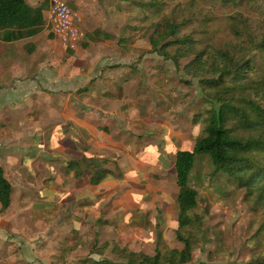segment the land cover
<instances>
[{
    "label": "rangeland",
    "instance_id": "obj_1",
    "mask_svg": "<svg viewBox=\"0 0 264 264\" xmlns=\"http://www.w3.org/2000/svg\"><path fill=\"white\" fill-rule=\"evenodd\" d=\"M148 3L111 0L105 25L110 47L93 54L100 61L74 64L93 68L90 82L103 77L110 87L108 99L95 106L114 120L99 131L104 149L97 155L112 169L105 185L77 182L66 170L67 161L91 149L77 122L66 113L71 123L61 117L65 109L70 113L78 107L65 108L54 96L53 116L39 98L35 105H23L22 120L1 125L0 164L14 192L8 210L1 212L0 205V264L127 263L128 252L154 255L184 247L176 234V152L192 149L204 133L210 102L199 78L185 69L195 54L176 63L153 51V24L179 23L178 36L193 38L198 51L229 49L236 56H254L257 67L264 68V55L254 51L264 34V0ZM82 30L85 38L105 43ZM174 47L169 46L172 53ZM42 88L48 96L53 92ZM190 184L198 191L196 212L203 226L182 230L193 238L192 260L186 264L264 260V202L257 187L248 192L208 153L197 155Z\"/></svg>",
    "mask_w": 264,
    "mask_h": 264
},
{
    "label": "trees",
    "instance_id": "obj_2",
    "mask_svg": "<svg viewBox=\"0 0 264 264\" xmlns=\"http://www.w3.org/2000/svg\"><path fill=\"white\" fill-rule=\"evenodd\" d=\"M169 0H149V6L160 7ZM237 2V0H222ZM47 24L44 7H32L26 0H0V31L6 40L34 36ZM180 24L165 20L153 24L150 37L153 51L179 63L181 57L195 54L185 66L188 73L198 77L210 102L204 133L192 149L176 152L177 208L176 234L184 247L166 249L154 255L125 250L127 263L109 259L97 264H186L192 260L193 238L184 229H201L203 216L196 212L198 191L191 186L190 176L198 154L208 153L212 163L234 177L241 187L253 192L264 202V68H258L254 56H236L229 49L215 48L198 51L190 36L179 37ZM92 38L109 40L112 35L97 29ZM172 40H169L170 38ZM177 44V45H176ZM170 45H175L172 53ZM254 51L264 55V34L254 42ZM257 74H262L258 75ZM108 160L100 156H83L66 162L67 171L74 178L85 177L92 186L101 184L111 170ZM14 187L0 165V205L5 212L12 203ZM197 264H208L200 262ZM250 264H264L252 260Z\"/></svg>",
    "mask_w": 264,
    "mask_h": 264
},
{
    "label": "crops",
    "instance_id": "obj_3",
    "mask_svg": "<svg viewBox=\"0 0 264 264\" xmlns=\"http://www.w3.org/2000/svg\"><path fill=\"white\" fill-rule=\"evenodd\" d=\"M51 1L26 0L32 7L43 6L46 19L48 18ZM64 1L82 14L83 23L81 27L87 31L88 35L100 28L104 32L106 31L105 25L110 17L108 12L111 0ZM106 32L110 34L109 31ZM3 35L4 32L0 31V131L2 129L1 125L4 126L7 123H16L22 120V118H18L21 115L20 110L23 105L25 108L30 104L35 105L39 98L45 99L46 110L54 116L57 113L53 111L56 109L53 98L54 96L55 99L60 97L61 101L58 103L64 105L65 108L78 107V110L71 109L70 113L65 109L61 117H63V120H67L68 124L71 123L70 120L77 122L78 128L84 137L83 140L87 138L91 149L88 152L84 151L83 156H100L97 155V152L104 149V146H99L100 127L114 120L107 113L100 112L99 108L95 106L100 107V102L108 99L106 93L110 91V87L103 84V79H105L103 77L91 83L93 68L90 70L87 66L74 64L76 61L84 60L87 64L88 60L100 61L101 59L94 58L93 54L103 53L104 49L109 48V41L112 38L102 41L105 43H99L91 40L88 36L84 37L85 40H82L84 43L81 48L74 51L52 33L48 24L44 26L40 33L18 40H6ZM100 72H102V69ZM108 74L110 72H106L104 77H107ZM45 85L53 89L49 96L42 88ZM95 95H97V98H95ZM86 106L91 109L88 111L79 110V108L82 109ZM65 113L72 117L69 118V121L67 116H64ZM78 140L82 143L81 138ZM69 175L72 176L71 173ZM72 178L74 177L72 176ZM75 180L77 182L82 180L87 185L92 186L85 177L75 178ZM105 184L106 182L103 181L101 184L92 187H102Z\"/></svg>",
    "mask_w": 264,
    "mask_h": 264
},
{
    "label": "built area",
    "instance_id": "obj_4",
    "mask_svg": "<svg viewBox=\"0 0 264 264\" xmlns=\"http://www.w3.org/2000/svg\"><path fill=\"white\" fill-rule=\"evenodd\" d=\"M81 22V13L66 1H51L47 24L52 33L72 50H76L85 37Z\"/></svg>",
    "mask_w": 264,
    "mask_h": 264
}]
</instances>
